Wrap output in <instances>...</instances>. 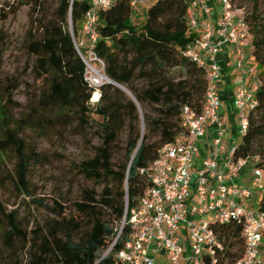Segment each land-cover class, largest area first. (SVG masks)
I'll return each instance as SVG.
<instances>
[{
  "label": "trees",
  "instance_id": "obj_1",
  "mask_svg": "<svg viewBox=\"0 0 264 264\" xmlns=\"http://www.w3.org/2000/svg\"><path fill=\"white\" fill-rule=\"evenodd\" d=\"M253 2V12L246 15L250 57L263 68L255 91L258 103L249 112L248 130L238 143L237 155H259L264 169V147L254 149L256 139L264 135V117L262 122L256 120V115L264 114V16L260 0ZM40 5L36 0L35 8ZM90 6L89 0H57L38 30L29 29L26 69L33 82L27 85H34V90L20 114L9 106L22 82L11 80L4 87L0 101V264H95L108 250L102 264H120L116 254L132 232L127 224L120 233L126 208L138 205L150 183L141 169L184 133L186 105L197 113L204 109L207 78L186 54L195 38L189 25V0H155L146 8L142 24L132 21L131 0H115L100 10L94 50L104 60L109 79L128 92L109 81L95 87L86 80V64L75 42ZM96 92L99 99H94ZM70 127L86 135L95 129L100 137L95 153L78 163V171L95 187L82 188L73 201L62 193L51 199L39 197L31 170L47 156L35 136L51 129L61 134ZM123 133L126 139L121 144ZM6 190L44 208L46 215L34 219L22 213L20 206L11 208L2 197ZM258 205L264 210V195ZM215 231L225 244L220 264H233L244 254L243 225H218Z\"/></svg>",
  "mask_w": 264,
  "mask_h": 264
},
{
  "label": "built area",
  "instance_id": "obj_2",
  "mask_svg": "<svg viewBox=\"0 0 264 264\" xmlns=\"http://www.w3.org/2000/svg\"><path fill=\"white\" fill-rule=\"evenodd\" d=\"M89 1L91 6L83 25L89 44L76 41L75 45L86 64V80L100 87L109 78L104 60L94 50L98 17L100 10L110 7L115 0ZM131 3L136 10L149 0ZM189 3V25L195 38L188 44L186 54L204 70L207 78L204 109L197 113L186 105L182 115L184 133L165 145L158 158L141 169L150 183L138 205L126 208L120 233L127 224L132 232L116 258L120 264H161V257L168 264H220L225 244L215 227L238 223L243 225L244 254L233 264H264V210L255 200L264 195V169L259 165L262 158L237 155L238 143L248 130L249 112L258 103L257 68L247 63L251 42L246 12L235 7L232 0H189ZM228 47L235 51L236 69L240 73L234 97L238 138L230 144L221 93L222 57ZM249 75L252 83L248 82ZM210 129L214 131L213 148L202 156L201 144ZM109 252L95 264H102Z\"/></svg>",
  "mask_w": 264,
  "mask_h": 264
},
{
  "label": "rangeland",
  "instance_id": "obj_3",
  "mask_svg": "<svg viewBox=\"0 0 264 264\" xmlns=\"http://www.w3.org/2000/svg\"><path fill=\"white\" fill-rule=\"evenodd\" d=\"M232 1L235 7L243 8L246 15L253 12V0ZM38 2L41 5L35 8L36 0H0V101L3 98L4 87L11 84V80L18 79L22 82V86L16 89L14 93V103L9 106L14 108L15 114H20L28 106L34 90V85H27L33 82L30 72L26 69L28 54L25 39L27 33L32 26L35 30H38L41 20L57 4V0H38ZM154 2L155 0H149L146 7L140 6L138 11L135 10L132 21L135 24H142L145 20V8H148ZM260 9L262 16H264V0H260ZM76 41H83L85 46L89 44L88 36L83 29L80 30ZM262 55L264 58V52ZM247 63L257 68V74L263 68L253 61L249 55ZM94 65L99 66L97 62ZM230 76L232 81L235 82L237 76L235 71L232 70ZM250 82H253V78ZM256 116L257 122L263 121V113ZM50 131L48 134L42 133L35 136L40 150L47 157L44 162L33 166L31 178L37 196L51 199L62 193L65 198L73 201L79 197L82 188L95 187L93 182L85 180L78 171V163L92 156L95 153V147L101 140L95 129L89 130L87 135L80 133L74 127L63 130L61 134L56 129ZM125 139L126 134L123 133L119 140L120 143L123 144ZM233 141L231 140V142ZM227 144H230V142L228 141ZM261 146L264 147V135L256 139L254 149L259 150ZM120 156L121 154L118 155V158ZM249 177L248 175L246 178L247 183ZM97 189L101 190L102 186L98 185ZM2 197L9 202L11 208L20 206L22 213H30V216L34 219H40L46 215L44 208H37L34 203L23 202L17 198L15 193L7 190L2 191ZM261 198V196H257L256 202Z\"/></svg>",
  "mask_w": 264,
  "mask_h": 264
},
{
  "label": "crops",
  "instance_id": "obj_4",
  "mask_svg": "<svg viewBox=\"0 0 264 264\" xmlns=\"http://www.w3.org/2000/svg\"><path fill=\"white\" fill-rule=\"evenodd\" d=\"M147 5L148 3L146 5H140V6L146 7ZM140 6H138V8L136 9L137 11L139 10ZM145 11H146V8H145ZM222 61H223L224 68L226 67V69H224V77L221 81V93H222L223 100H224L223 116L229 128L230 135H229L228 141L231 143V140H235L238 138L236 126H237V122H239V119H238V115L236 111L234 110V97H235V92L237 89L236 84L238 83V80L240 77V73L236 69V54L232 47H228L227 53L222 57ZM232 70L235 71L237 75L236 80H235L236 84H234L235 82L232 81V78L230 76V73ZM251 79H252V76L249 75L248 76L249 83ZM228 93L231 95L232 97L231 99L227 97ZM213 139H214V131L213 129H210L207 133L206 139H204L203 143L201 144V155L202 156L206 155L212 150ZM160 263L168 264V261L166 258L161 257Z\"/></svg>",
  "mask_w": 264,
  "mask_h": 264
},
{
  "label": "water",
  "instance_id": "obj_5",
  "mask_svg": "<svg viewBox=\"0 0 264 264\" xmlns=\"http://www.w3.org/2000/svg\"><path fill=\"white\" fill-rule=\"evenodd\" d=\"M109 78V77H108ZM109 82H112V83H114V84H116L117 86H119V87H121V88H123L125 91H127L128 92V90L127 89H125L122 85H120L119 83H117V82H115V81H113V80H111V79H109Z\"/></svg>",
  "mask_w": 264,
  "mask_h": 264
},
{
  "label": "bare ground",
  "instance_id": "obj_6",
  "mask_svg": "<svg viewBox=\"0 0 264 264\" xmlns=\"http://www.w3.org/2000/svg\"><path fill=\"white\" fill-rule=\"evenodd\" d=\"M109 81V80H108ZM99 97V92H96L94 99H97Z\"/></svg>",
  "mask_w": 264,
  "mask_h": 264
}]
</instances>
